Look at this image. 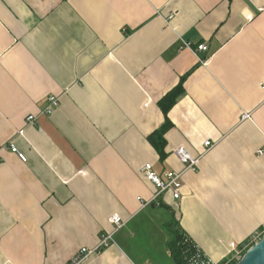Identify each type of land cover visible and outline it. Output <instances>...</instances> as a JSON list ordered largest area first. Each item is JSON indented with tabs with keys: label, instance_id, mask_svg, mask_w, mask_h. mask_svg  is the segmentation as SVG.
Returning a JSON list of instances; mask_svg holds the SVG:
<instances>
[{
	"label": "crops",
	"instance_id": "crops-1",
	"mask_svg": "<svg viewBox=\"0 0 264 264\" xmlns=\"http://www.w3.org/2000/svg\"><path fill=\"white\" fill-rule=\"evenodd\" d=\"M205 141L182 199L144 208L145 165L182 172L175 151ZM173 222L215 262L264 233V0H0V264H69L107 236L84 264H174Z\"/></svg>",
	"mask_w": 264,
	"mask_h": 264
},
{
	"label": "built area",
	"instance_id": "built-area-1",
	"mask_svg": "<svg viewBox=\"0 0 264 264\" xmlns=\"http://www.w3.org/2000/svg\"><path fill=\"white\" fill-rule=\"evenodd\" d=\"M185 47H191L190 43H184ZM208 48L205 45H200L197 48L198 52H205ZM59 106V99L55 96H51L48 99V105L45 109V114L51 115L55 109ZM249 114H244L243 118L247 119L249 118ZM28 123H34L35 117L30 116L28 119ZM214 144L211 143V141H205L204 143V152L194 157L192 156L189 151L185 147H180L175 151L176 156L178 157L180 163L185 167V169L182 172H176V171H164V172H157L152 164H146L143 168V174L146 178V180L151 183L156 188V193L152 197L151 201L144 203L143 207L146 208L150 205H157L159 206L165 195L167 196L170 194L173 198V200L176 202L180 201L182 199V190L184 187V181L183 176L184 173L187 171H196L199 168L200 160L202 159V156L206 154L207 151L212 149ZM10 149L12 153H15L18 155V157L23 161L26 162L27 158L19 151V149L13 144H10ZM261 154V152H260ZM112 223L116 225V229L120 230L123 227V221L119 217L118 214H115L112 216ZM263 233H256L252 240L253 244L255 245L261 240ZM112 236L104 237L100 243V247L95 250H88L87 248H82L75 257L69 262V264H84V262L91 256L94 255L96 252H99L100 248L105 247L109 245L113 240ZM242 256L240 257H234L235 261H240ZM233 259H227L221 262H215L212 259H210L207 255L203 254L198 248L197 252L191 256V258L188 260L187 264H231Z\"/></svg>",
	"mask_w": 264,
	"mask_h": 264
},
{
	"label": "trees",
	"instance_id": "trees-1",
	"mask_svg": "<svg viewBox=\"0 0 264 264\" xmlns=\"http://www.w3.org/2000/svg\"><path fill=\"white\" fill-rule=\"evenodd\" d=\"M185 80L186 77L182 78L180 84L160 101L159 105L165 115H167L168 112L176 105L178 99L184 95ZM171 127L172 124L167 119L165 124L159 130H156L148 137V141L157 151L162 162L167 158V153L165 151L167 147L165 134L170 130ZM169 226H171V241L168 244V249L171 253L172 260L174 264H187L191 256H193L197 252V247L195 244H192L186 239L183 232L177 228L176 222L171 223ZM238 262L239 261L234 260L231 264H237Z\"/></svg>",
	"mask_w": 264,
	"mask_h": 264
},
{
	"label": "water",
	"instance_id": "water-1",
	"mask_svg": "<svg viewBox=\"0 0 264 264\" xmlns=\"http://www.w3.org/2000/svg\"><path fill=\"white\" fill-rule=\"evenodd\" d=\"M237 264H264V235L250 247Z\"/></svg>",
	"mask_w": 264,
	"mask_h": 264
},
{
	"label": "rangeland",
	"instance_id": "rangeland-1",
	"mask_svg": "<svg viewBox=\"0 0 264 264\" xmlns=\"http://www.w3.org/2000/svg\"><path fill=\"white\" fill-rule=\"evenodd\" d=\"M167 217H168V216H163L162 219H161V222H162L163 220H164V222H168V220H169L170 218L168 219ZM155 222H157V221H155ZM116 241L119 242V237L116 238ZM139 242H140V241L137 240L136 243L139 244ZM147 252H148V251H147ZM246 252H247V251H246ZM244 253H245V252H244ZM244 253L241 255L242 257L244 256ZM242 257H241V258H242ZM240 260H241V259H240ZM163 261H164L165 264H172V262L170 263V260L168 261V260H166V259L163 258Z\"/></svg>",
	"mask_w": 264,
	"mask_h": 264
}]
</instances>
